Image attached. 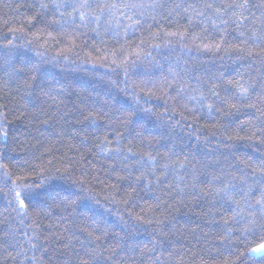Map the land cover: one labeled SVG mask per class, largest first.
<instances>
[{
    "label": "trees",
    "instance_id": "trees-1",
    "mask_svg": "<svg viewBox=\"0 0 264 264\" xmlns=\"http://www.w3.org/2000/svg\"><path fill=\"white\" fill-rule=\"evenodd\" d=\"M65 2L79 6L86 0H0V111L6 105L10 121L7 142L0 141V164L12 174L11 180L24 173L30 181L42 182L41 188L33 186L35 191L55 193L70 186L79 190L72 182L83 181L87 191L82 195L89 197L83 203L92 211L84 216L73 212L61 219L64 211L58 204H45L48 214H41L36 223L31 207L28 215L22 216L15 210V201L9 203L8 188L0 175V264H49L40 248H32V243L43 246L49 227L65 237L60 242L54 235L50 237L48 251L53 261L65 252L61 246L69 236L65 226L76 233L72 244L79 250L80 241L87 235L79 227L85 224L88 231L106 230L108 244L123 237L120 251L128 264H180L181 260L192 264L193 259L196 264H264V254L249 256L251 247L260 243L261 237L245 239L242 225L226 235L224 220L231 222V213L210 210L211 197L204 195L207 184L197 186L199 195H191V187H185L178 179L181 173L170 174L168 182L173 186L179 183L184 192L173 187L171 195L165 196L172 206L166 210L168 219L163 232L157 234L153 226L142 224L135 217L143 215L142 209L152 206L154 197L163 195L167 185H153L149 191L133 184L136 191L132 192L128 180L117 179V174L123 176L127 171H121L125 164L134 163V158L125 159L130 156L129 149L137 155L146 156L151 151L164 156L167 148L175 147L181 153V161L187 155L205 171L231 167L237 176V169L250 173L259 165L264 159V141H225L212 136L211 125L220 119V113L209 116L205 111L194 119L185 112V120L181 117L185 110L180 105L194 104L189 96H199L201 92L209 95L212 87L221 97L225 88L235 92L239 86L251 85L256 92L264 90V61L236 51L241 41L251 35L252 28L260 27L259 20L255 26L250 21L260 17L264 8L250 7L245 11L249 19L238 28L233 22L235 17L227 25L222 24L215 7L243 0H159L165 7L146 9L135 30L125 35L121 28L115 35L106 30V22L99 26L91 22L88 14L93 9L80 10L86 13L84 21L78 12L69 15L71 9L61 17L63 9L55 5ZM262 2L251 0L255 5ZM177 4L182 7L176 9ZM207 4L213 8H207ZM187 5L193 7L185 12L183 7ZM172 9L176 10L169 16ZM229 15L224 14L225 18ZM124 23L130 21L125 18ZM25 64L38 69L30 89L15 71ZM168 83L173 88L165 95L169 90L162 92L161 87ZM177 87H183L184 92L177 95ZM127 110L136 113V122L125 125L120 117L127 115ZM89 115L95 122L85 119ZM258 115L255 109L241 105L240 111L228 118L231 126L226 135L239 132L247 137L254 130L249 123ZM45 119H49L48 125L43 122ZM225 143L230 146L225 147ZM117 147L119 155L110 151ZM113 167L116 171H112ZM206 178L210 179L201 176ZM186 179L190 182L191 178ZM213 216L218 222H213ZM37 236L39 239H35ZM154 241L159 242L154 245ZM60 259L75 264L74 253Z\"/></svg>",
    "mask_w": 264,
    "mask_h": 264
},
{
    "label": "snow or ice",
    "instance_id": "snow-or-ice-1",
    "mask_svg": "<svg viewBox=\"0 0 264 264\" xmlns=\"http://www.w3.org/2000/svg\"><path fill=\"white\" fill-rule=\"evenodd\" d=\"M41 7H46V5H41ZM55 7L57 9H63V11L59 13L61 17L64 16L68 9L72 10L68 13L69 15L78 12L81 21L85 20L86 13L80 10L84 8L93 9V13L88 14L91 22H95L98 26L102 22H106L108 25L106 30L113 31L115 35H119L118 29L122 28L124 34L127 35L129 30H135L136 26L142 23L140 17L145 15L146 9L155 10L165 7V5L159 3V0H153L152 3H144L143 0L139 3L129 2V0H113V2L99 0L97 3H88L86 0L85 3H81L79 6L71 2H65L55 5ZM181 7L180 4L176 5V9ZM192 7V5H187L183 7V10L188 12ZM206 7L213 8V5L207 4ZM250 7L264 8V2L260 5L251 4V0H243L242 3H226L222 6H216L215 12L224 25L229 23V19L235 17L233 22L236 23V26L239 28L244 24L245 20L249 19V17L245 16V11ZM176 9L169 11L168 15L171 16ZM225 13H230L228 18H225ZM237 13L239 14L237 15ZM197 14L204 15L203 12ZM253 16H255L254 13ZM125 18L130 21V23L125 24ZM31 19H35V17ZM152 19L154 20L155 17H152ZM257 20L260 21V27H253L251 35L246 36L241 41V46L238 47L236 51L264 61V12H261L260 17L252 19L250 21L251 25L255 26ZM112 25L116 26L115 29L111 27ZM12 30L15 31V29ZM44 30L45 29H40V31ZM171 35H175V33H171ZM240 35L244 36V33ZM220 40L223 42V35L220 36ZM249 41H251V46H248ZM208 47V45H205V48ZM216 47L219 48V44H217ZM121 62L126 63V61ZM113 63H116L115 59H113ZM37 70L35 65L30 68L28 64H25L15 71L23 76L24 84L30 89L32 87L31 81L36 78L34 73ZM125 74H127L126 69ZM229 83H231V81ZM237 84H239V82H237ZM165 88L169 90L165 92V95H168L173 85L171 83L162 85L161 91L163 92ZM176 92L177 95H179L184 92V88L177 87ZM208 92L209 95H205L201 92L199 96H189L188 100L195 101L194 104L184 103L180 105V107L185 110L181 112L182 119H187L185 112L190 113L194 119L198 114L203 116L205 111L209 116L214 112L220 113V119L216 120L211 125L212 136L222 137L225 141L233 139L243 140L245 138L248 140L264 141V120L261 119V117H264V90L256 92L255 89L249 85L248 87L239 86L235 92H233L231 88H225V95L223 97H221L220 92L217 91L215 87L209 88ZM47 94L51 96L50 92ZM253 96L256 97L255 100H253ZM241 105L255 109L256 112L259 113L256 119L249 123V127L254 130L251 131V134L247 137L240 136L239 132L235 135H226L231 126L228 118L235 112H239ZM127 111V115L120 117V122L125 125L136 122V113L131 110ZM144 111L148 112L150 110L144 109ZM6 112L7 106L5 105L4 111H0V141H4L5 143L9 135V128L7 125L10 123ZM45 116H47V113H45ZM55 116L56 113L53 112L52 118H55ZM85 119L95 122V118L91 115L85 116ZM43 122L46 125L50 123L49 119H45ZM257 133H260V136H257ZM118 135H123V133H119ZM137 135H139V133H137ZM116 142L119 144L118 137ZM229 146L230 145L225 143V147ZM98 147L102 146L98 145ZM110 151L116 152L118 155L120 153L118 147ZM129 152L130 156L125 157V159L134 158V163L125 164L123 166L121 171L125 169H127V171L124 172L123 176L117 174L118 180H128L132 192L136 191L133 184L140 185L149 191L152 190L153 185H167L164 194L155 196L152 206L148 209H142L143 215H137L135 219L142 224L153 226L152 230L154 233L159 234L163 232V226L168 219L165 214L166 210L172 206L169 201L165 199V196L171 195L173 187H175L179 193L184 192V188H181L179 183L173 186L168 182V176L170 174L175 176V174L179 172L181 173L178 177L179 181L184 183L185 187H191L193 190L192 193H190L191 195H199L200 193L197 190V186L200 184H207L208 192L204 193V195L206 197H211V211L215 212L218 209H222L224 212L231 213V222L229 220H224V224L227 226L226 235L230 234L234 227H240L242 225L245 239L249 236L262 238L260 243L255 247H251L249 256L264 254V159L260 161L257 167L252 168L250 173L243 169H237L236 171L239 172V176H237L231 167H213L211 171H205L198 166V162L195 158L189 160L187 155H185L184 160L181 161V153H178L175 147L167 148V154L164 156H160L159 153L154 155L151 151H149L146 156L132 153L130 149ZM49 163H51V161H49ZM189 165L191 166L189 167ZM207 167L208 166L205 165V168ZM0 170H2L0 175L4 178V186L8 188L6 195L10 196L9 203L11 204L15 201V210L22 216H27L28 209L31 207L35 211L37 217L36 223H39L41 214H48L45 211V204H47L48 207H51L53 203L58 204L64 211V216H62L61 219H67L73 212H79L81 216H84L85 213L92 211L83 203L89 199L88 196L82 195V193L87 191L83 181L72 182L79 190H73L70 186L69 188L56 191L55 193L45 192L43 190L35 191L33 186L35 185V188H41L42 182L30 181L28 176L24 173L17 175L15 180H11L12 174L8 172L5 165L0 164ZM112 171H116L115 167H113ZM188 176L191 178L190 182L186 179ZM201 176L210 177V179H201ZM9 181H11L10 187ZM130 198L129 194V199ZM41 201H44V204H42ZM124 203L127 204L128 200H125ZM156 212H160L161 215L156 216ZM149 213L152 214L150 215ZM92 219L95 222L94 216ZM212 220L214 223L218 222L215 216L212 217ZM46 231L48 232V236L44 237L45 243L43 246L32 243V248H40L44 259L49 261V264H71L70 260H61L60 256L70 257L72 253L75 254V264H128L124 257L121 256L120 251L124 245L123 237L108 244L106 243L108 237V232L106 230L88 231L86 224L79 227V231L87 232L85 239L80 241L79 250L74 248L72 244V238L76 236V233L65 226V232L69 233L66 241L61 245L62 248L65 249V252L60 253V256L53 261L52 255L48 251L51 243L50 237L54 235L56 242H60L62 239H65V237L64 233H54L51 227L46 229ZM114 235L119 236L118 233H114ZM35 239H39V236L35 237ZM158 242L159 241H154L153 243L155 245ZM53 251L55 252L56 249L54 248ZM193 255L195 256V253H193ZM13 259H15V257H13ZM155 259L159 261L160 258L157 256ZM39 264H43V261H40ZM180 264H183L182 260ZM192 264H196L195 259H193ZM225 264H228V262H225ZM232 264H235V261H232Z\"/></svg>",
    "mask_w": 264,
    "mask_h": 264
}]
</instances>
